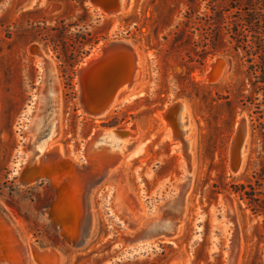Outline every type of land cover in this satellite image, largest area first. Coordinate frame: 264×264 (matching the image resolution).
Instances as JSON below:
<instances>
[{
  "label": "rangeland",
  "instance_id": "rangeland-1",
  "mask_svg": "<svg viewBox=\"0 0 264 264\" xmlns=\"http://www.w3.org/2000/svg\"><path fill=\"white\" fill-rule=\"evenodd\" d=\"M126 3L120 15L110 17L88 0L93 20L101 18L89 30L105 40L77 68L69 89L58 53L43 42H30L26 31L36 22L55 26L73 16L74 3L0 0V264H49L37 256L48 250L57 252L50 264H230L233 249L238 250L236 264H264V212L231 188L251 184L264 200V90L224 31L204 59L201 47L193 53L189 41L169 34L190 6L205 12V2ZM116 40L131 41L142 51L138 80L118 93L104 116L91 117L80 104L77 74L105 43ZM33 46L46 56L48 79ZM189 56L202 65L190 63ZM218 61H224L220 75L208 79ZM52 93V100H44ZM174 103L185 109L169 122L165 111ZM242 118L248 137L242 167L234 172L231 148ZM57 124L59 131L47 140ZM119 128L136 133L96 139ZM184 140L190 143L189 157ZM57 153L62 159L47 167L48 178L25 183L30 161L42 165L48 154ZM64 161L69 168L62 166ZM57 166L64 174H57ZM76 169L85 173L80 179L87 192L84 197L81 187L67 191L71 203L65 202L61 193L79 180L73 176ZM180 195L182 214L176 203L162 207ZM88 212L90 234L85 229ZM177 216V236L155 235V229L148 242L139 243L148 223L160 220L165 226Z\"/></svg>",
  "mask_w": 264,
  "mask_h": 264
},
{
  "label": "trees",
  "instance_id": "trees-1",
  "mask_svg": "<svg viewBox=\"0 0 264 264\" xmlns=\"http://www.w3.org/2000/svg\"><path fill=\"white\" fill-rule=\"evenodd\" d=\"M74 3L76 14L57 21L55 26H49L47 22H36L29 27L26 33L30 42H43L45 46H52L54 52L58 53V60L61 62L62 77L65 78L66 88H73V80L76 76L77 68L91 56L92 51L105 40L104 37H97L89 29L92 22L100 23L101 18L95 21L88 6V0H70ZM190 5L207 4L203 13L195 11L189 7L185 19L178 25L170 35L175 40L189 41L194 49L193 53H198L197 48L201 47L203 57L210 47L215 48L217 34L224 31L230 44L236 51H241L250 64L249 70L256 78L258 89L264 90V0H247L243 5L239 0H232L228 6L221 10L217 5L225 0H188ZM179 26L183 27L180 32ZM199 39L195 40V37ZM168 38L166 37L165 40ZM189 62H197L202 65V61L189 56ZM68 80V81H67ZM259 83L261 86H259ZM69 95V94H68ZM112 125L117 124V120ZM232 191L239 194L242 199H246L250 204L259 203V207L264 212V200L257 198V188L251 184L232 185ZM249 189V190H248Z\"/></svg>",
  "mask_w": 264,
  "mask_h": 264
},
{
  "label": "water",
  "instance_id": "water-1",
  "mask_svg": "<svg viewBox=\"0 0 264 264\" xmlns=\"http://www.w3.org/2000/svg\"><path fill=\"white\" fill-rule=\"evenodd\" d=\"M89 2L104 15L113 17L122 10L124 0H89ZM32 51L36 55L44 54L39 46H33ZM139 57V50L134 43L116 40L103 45L100 55L89 59L81 67L77 78L80 86V104L86 114L91 117L101 116L111 106L118 91L133 84ZM217 66V70L211 71L213 80L220 75L224 61L218 62ZM181 107V103H174L166 109L165 116L169 122L177 118ZM247 136V120L242 118L231 148L230 168L234 172L242 167V150ZM184 150L185 146L183 147L185 153ZM237 253L238 250L233 249L230 264H236Z\"/></svg>",
  "mask_w": 264,
  "mask_h": 264
},
{
  "label": "bare ground",
  "instance_id": "bare-ground-1",
  "mask_svg": "<svg viewBox=\"0 0 264 264\" xmlns=\"http://www.w3.org/2000/svg\"><path fill=\"white\" fill-rule=\"evenodd\" d=\"M127 2V0H124V2H123V8H122V10L120 11V13L119 14H117V15H120L121 13H122V11H124L125 10V7H126V3ZM116 15V16H117ZM108 16V15H107ZM114 17V16H113ZM104 45H107V43H105ZM136 48H138L137 46H136ZM32 49V48H31ZM138 50H139V55H140V57H139V62H138V68H137V71L138 70H140L141 69V65H140V63H141V52L142 51H140V49L138 48ZM37 56H39L40 58H41V62H42V64L44 65V67H45V70L47 71V79L48 78H50V75H48V68H49V66H48V61L46 60V56L43 54V56L42 55H37ZM218 62H221V61H218ZM218 62H216V63H214V64H212V66H211V68H212V70L213 69H218ZM137 71H136V77H135V81L133 82V84H135L136 82H137V80H138V77H137ZM207 77H208V79H211L210 77H211V73H208L207 74ZM132 84V85H133ZM132 85H130V86H125V87H123V88H121L119 91H118V93L123 89V90H125V89H127V88H129V87H131ZM49 93H51V89H50V91H49ZM118 93H117V95H118ZM116 95V97H117V99H116V97H115V99H114V101H113V103L115 102V100L117 101L118 99H119V96H117ZM48 98H50V100H52L53 98H54V95H53V93L50 95V96H46L45 98H44V100H47ZM113 103L111 104V106L113 105ZM111 106L101 115V116H99V117H102V116H104L108 111H109V109L111 108ZM42 109V108H41ZM185 109V106L182 104V107H181V110L183 111ZM180 110V111H181ZM120 129V130H119ZM119 129H115V130H112V131H110V132H105V131H103L102 133H100L97 137H96V139L98 138V137H103L104 138V135H105V137L106 136H112V135H118V134H120V133H122V134H120L119 136H124V137H131V136H134V134L136 133V131L134 132V131H130V132H121L123 129H121V128H119ZM41 130V129H40ZM59 131V126H58V124H57V126H53L52 125V128H51V132H50V134H49V136H47V140L48 139H51L50 137L52 136V135H55L57 132ZM41 132V131H40ZM40 132L38 133V134H36V139H35V142H38L40 139V137L38 138V136H39V134H40ZM180 137V136H179ZM248 137V136H247ZM246 140H247V138H246ZM245 143H246V141H245ZM245 143H244V146H243V150H242V162H243V157H244V149H245ZM185 146V150L184 151H186V153H187V157H189L190 156V154H189V148H190V143H189V140H184L183 141V147ZM96 153V152H95ZM109 158H116V157H109ZM62 159V156H61V154L60 153H57V154H55V155H53V156H50L49 154L47 155V157H46V159L43 161V163H42V165H32V162L30 161L29 163H28V166H27V169H28V179L25 181V183L26 184H30L31 185V183H33V184H35L36 182H41V180H43V179H46V178H48L49 177V171H48V166L50 165V163L52 162V161H54V160H57V161H59V160H61ZM120 162V161H119ZM64 164L62 165L63 167H66V168H69L70 167V163L68 162V161H64L63 162ZM38 164V163H37ZM114 164V163H113ZM110 166V165H109ZM106 167V166H105ZM113 167H115L114 165H113ZM116 168V167H115ZM58 169V170H57ZM105 169V168H104ZM109 169V168H108ZM110 169H113V168H110ZM55 171L57 172V174L58 175H60V174H62L63 172H62V170H61V168L59 167V166H57L56 168H55ZM102 171V170H101ZM237 172H239V171H237ZM64 174V173H63ZM85 173L83 172V170L81 169V170H77L76 169V171H75V174L73 175V176H80L79 178H77V179H79L78 181H73L70 185H69V188H67V189H65V194H64V192L63 193H61L62 194V197H64L63 199H64V201L65 202H68L70 199H66V196L68 197V193H67V191H69V192H71V191H75V190H78V188L79 187H81V188H83V191H82V196L84 195V197H85V193L87 192V190H86V188L87 187H85L84 186V184H82L81 183V175H84ZM101 174V173H100ZM57 175V176H58ZM98 176V175H97ZM92 177V176H91ZM102 177V176H101ZM100 178V177H99ZM74 179V178H73ZM91 179V178H90ZM99 180V179H98ZM54 182V181H53ZM98 182V181H97ZM186 182V181H185ZM22 184H23V181H22ZM91 186H89V188H90ZM88 188V189H89ZM183 188V187H182ZM60 194V195H61ZM74 200V199H73ZM72 200V201H73ZM77 200V199H76ZM75 200V201H76ZM63 201V200H62ZM87 201V202H86ZM183 201V199H182V195H180V196H178L177 198H174V199H172L171 201H168V202H166L162 207L163 208H165V209H169V208H172V205L173 204H175L176 206L174 207L177 211H178V213L180 214H182V211H183V207H182V204H181V202ZM70 202V201H69ZM77 202V201H76ZM85 203H87V205L89 206V202H88V199L87 200H85L84 201ZM71 203V202H70ZM173 203V204H172ZM79 204H80V202H79ZM78 205V204H77ZM60 207V206H59ZM63 207V206H62ZM76 208V207H75ZM81 208V207H80ZM81 210H82V208H81ZM75 212V211H74ZM82 212V211H81ZM83 212H85V211H83ZM55 213V212H54ZM82 214H85V213H82ZM179 217L180 216H177L174 220H172L169 224H167V225H165V226H163L162 224L163 223H161L160 222V220H157V221H155V222H151V223H148L147 225H148V227L146 228V230H144L143 232H142V234H141V236L138 238L139 239V243H141V242H148L147 241V238H148V236H151V235H149L150 233H152L153 231H155V229H156V232H154V234L155 235H157V234H159V233H161L162 235H164V237L166 236V237H169V238H173V237H175V236H177V234H178V230H179V227H180V222H179ZM87 218H88V220H89V223H90V226H89V223H87L86 224V230H87V234L89 233L90 234V232H91V221H92V215H91V213L90 212H88L87 213ZM141 219V218H140ZM84 223V222H83ZM85 231V230H84ZM7 233V232H6ZM44 251V250H43ZM37 256H38V258L40 259V258H43V262H48L49 264L51 263L50 262V259H55L54 257H57V252H55L54 250H48V251H46V252H39L38 254H37ZM41 260V259H40Z\"/></svg>",
  "mask_w": 264,
  "mask_h": 264
}]
</instances>
